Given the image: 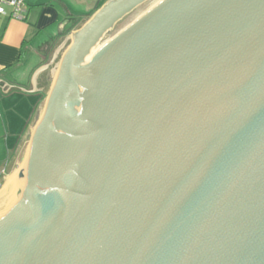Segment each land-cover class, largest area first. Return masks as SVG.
I'll return each instance as SVG.
<instances>
[{"label":"water","instance_id":"water-1","mask_svg":"<svg viewBox=\"0 0 264 264\" xmlns=\"http://www.w3.org/2000/svg\"><path fill=\"white\" fill-rule=\"evenodd\" d=\"M148 1L106 0L34 75L0 264H264V0H157L106 38Z\"/></svg>","mask_w":264,"mask_h":264},{"label":"crops","instance_id":"crops-1","mask_svg":"<svg viewBox=\"0 0 264 264\" xmlns=\"http://www.w3.org/2000/svg\"><path fill=\"white\" fill-rule=\"evenodd\" d=\"M22 1L23 20L10 18V8L0 15V181L12 169L44 106L48 71L34 77L45 66L37 65L59 38L79 28L106 0ZM31 55L39 58L36 65L29 64Z\"/></svg>","mask_w":264,"mask_h":264},{"label":"rangeland","instance_id":"rangeland-1","mask_svg":"<svg viewBox=\"0 0 264 264\" xmlns=\"http://www.w3.org/2000/svg\"><path fill=\"white\" fill-rule=\"evenodd\" d=\"M155 1H157V0H150V1L142 4L141 6H139L137 9H135L131 14H129L121 22H119L115 26V28L106 36V38L111 37L116 32H118L120 29H122L124 26L129 24L138 15H140L142 12H144L146 9H148V7H150ZM57 32H58V30L55 29L54 33L56 34ZM47 34H49V33H47ZM63 40H64V38L63 39L59 38L54 43V45L48 49L47 58H45L41 64H38L37 65L38 67H41L43 65H47L52 60L54 53H55V50L61 45ZM66 45H67V43L59 51L58 57L61 55V53L65 49ZM57 60H58V58H57ZM38 61H39V58L37 57V55H31L29 58V64L33 63L36 65V63ZM53 66H54V64H52L51 67L47 70L48 71V77H49L48 79H50V81H51V78H50L49 73H50L51 68H53ZM24 73H22V74H24ZM50 81H49V83H50ZM48 89H49V86L46 85L45 86V92H44L45 94H47ZM41 112H42V110L40 111V113ZM32 123L29 125H32ZM28 143H29V140L27 138H24L23 141L21 142L20 151H18L17 155L15 156V160H14L15 162H14L12 169L1 178V181H0V215L3 214L13 204V202L17 199L16 186L11 188V187H9L8 182L12 177H14V179L17 182V180H18V178H16L17 172L23 166V163H24V160L26 157V153H27V149H28Z\"/></svg>","mask_w":264,"mask_h":264},{"label":"built area","instance_id":"built-area-1","mask_svg":"<svg viewBox=\"0 0 264 264\" xmlns=\"http://www.w3.org/2000/svg\"><path fill=\"white\" fill-rule=\"evenodd\" d=\"M8 8H10V18L16 20L25 18V6L22 0H0V15H5Z\"/></svg>","mask_w":264,"mask_h":264},{"label":"bare ground","instance_id":"bare-ground-1","mask_svg":"<svg viewBox=\"0 0 264 264\" xmlns=\"http://www.w3.org/2000/svg\"><path fill=\"white\" fill-rule=\"evenodd\" d=\"M17 178V177H16ZM17 182L16 180L14 179V177H12L9 182H8V185L9 187L13 188L14 186H16Z\"/></svg>","mask_w":264,"mask_h":264},{"label":"trees","instance_id":"trees-1","mask_svg":"<svg viewBox=\"0 0 264 264\" xmlns=\"http://www.w3.org/2000/svg\"><path fill=\"white\" fill-rule=\"evenodd\" d=\"M49 81H50V79L46 80V83H47L46 85H48V84H49Z\"/></svg>","mask_w":264,"mask_h":264}]
</instances>
